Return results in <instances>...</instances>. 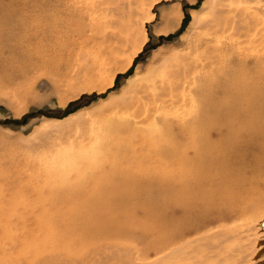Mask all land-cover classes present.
<instances>
[{
	"label": "bare ground",
	"instance_id": "1",
	"mask_svg": "<svg viewBox=\"0 0 264 264\" xmlns=\"http://www.w3.org/2000/svg\"><path fill=\"white\" fill-rule=\"evenodd\" d=\"M161 1L49 0L46 24L43 26L40 19L36 32L42 34L43 39L36 36L37 44L31 46L35 51H29L26 56L32 60L31 68L43 71L56 86L67 87L73 98L81 92L111 86L115 73L126 69L143 51L148 40L147 24L153 22V10ZM181 19L179 7L163 10V27L157 33L167 34ZM190 25L199 29L200 44L190 40L186 51L161 50L144 72H135L128 78L118 95H110L102 102L98 108L102 118L93 125H109L112 134L94 135L95 128L79 122L82 113L67 119L74 124L79 122L76 128L72 124L67 127L65 123L63 127V120H55L59 128L50 131L58 125L49 124V120L44 129L38 131L43 136L38 148L42 147L47 156L56 155L66 160V164L55 171L64 179L56 181L52 177L55 174L51 173L44 183V189L49 190L47 199L54 194L51 204H59L71 201L75 195L74 199L83 209L68 211V216H75L72 222L61 218L51 225L73 233L72 227L64 226L65 223L79 227L95 224L97 229L104 223L99 232L105 242L86 248L81 252V260L73 259L76 251L66 253L70 262L73 259L75 264H94L98 256L105 253L112 260L110 264H190L189 260L199 249H191L196 239H187V236L201 233L215 219L226 220V216H212L211 212L229 204L236 205L256 193L258 185L264 184V146L257 150L248 147L238 153L230 167L200 171L192 187L185 185L188 172L179 167L186 160L180 153L181 148L195 147L200 130L203 133L227 128L235 131L234 126L240 130L241 123L233 121L240 108L231 102L238 105L263 99L264 0H204L200 8L193 11ZM221 34L227 35L226 41ZM212 42L213 49L209 48ZM199 49L204 60L196 57ZM118 63L117 69L108 68ZM234 67L237 68L232 69ZM197 104L202 106L200 110ZM261 105L259 108L263 107ZM256 106L248 105L241 110L244 116L248 115L243 119V126L247 125L248 129L249 124L259 122L257 117H262ZM79 127H82L81 132ZM249 133L251 139L260 136L257 130ZM102 147L107 148L105 156L100 154ZM198 155L192 157L198 159ZM98 160L110 164V172H106L105 177L115 173L122 175L120 183L108 190L97 180H90L81 186V192L78 188L69 197L68 193L76 186H65L64 181L79 183L88 169L96 173L99 170L90 166ZM202 162L210 164L211 158H204ZM21 181V177L0 174V183L4 184V187L0 185V240L9 225L5 206L17 201V195L22 192ZM123 185L129 189L126 194H121ZM176 208H180V213ZM64 212L60 213L67 214ZM259 216L252 215L253 218ZM122 236H140L143 255L134 246L112 242ZM217 247L212 244L204 247L203 262L214 259L215 264H221L234 257L230 254L222 259L221 254L217 257V253L212 254ZM62 255L54 256L62 257L60 264H67L64 263L66 256Z\"/></svg>",
	"mask_w": 264,
	"mask_h": 264
},
{
	"label": "rangeland",
	"instance_id": "2",
	"mask_svg": "<svg viewBox=\"0 0 264 264\" xmlns=\"http://www.w3.org/2000/svg\"><path fill=\"white\" fill-rule=\"evenodd\" d=\"M203 1L162 0L153 10L155 14L153 22L147 24L148 40L143 51L132 60L126 69L115 73L113 77L114 84L102 90L81 92L73 98L71 91L67 87L61 88L56 86L43 71L32 69V60L26 57L29 51L30 53L35 51L34 47L38 41L36 36L43 39L42 34H36V32L40 19H42L43 26L46 24L47 13L50 9L49 0H0V121L7 119L13 121V123L5 125L0 124V174L8 176L15 175V177H21L23 180L20 184L22 186V192L20 191L17 195V201L6 206L2 204L7 208L5 209V217L9 221V225L6 227L4 238L0 240V264H60L63 261L62 257L59 259L55 257L59 254H63V257L66 256L67 260L64 263L75 264L73 259L81 260L83 257L81 256V252H84L86 248L88 249L89 246L94 247L105 242L99 232L100 228H104L103 222H101V225H98V229L95 224L94 226L88 224L90 227L88 225L79 227V225L76 226L73 223L71 225L65 223L64 226L67 224L69 228L70 226L72 227L74 230L73 233H69L66 230H59L58 227L51 225L54 223V220L57 219L58 221L61 218L64 221L72 222L75 216H68V211L77 210L80 212L83 209H81V206L74 199L75 195L71 197L73 200L70 198L71 201L59 204L55 202L51 204V199L56 196L54 194H52L51 199H47L49 190L47 188L44 189V183L48 180L51 173L55 174L52 177L56 181H62L64 179V176H60L55 171L56 168L66 164V160L58 159L56 155L49 156L50 154H48L47 156L43 152L42 147H40L42 150L38 148L37 144H39L40 138L43 137L39 134V130L41 128L44 129L49 120L51 122L49 124L58 125L56 128H51L50 131L58 129L59 124H54L55 120H63L64 122L61 123L63 127L65 123L67 127L72 126L76 128L79 122H83V124L86 125L87 123V126L91 125V127L96 129L94 135L102 136L106 132L112 134L113 132L110 133L111 128L109 125L106 127L101 124L99 126L96 124L93 125L96 122L95 120L99 121L102 118L101 111L98 109L102 102L110 95H118L127 84L128 78L135 72H144L147 66L153 61L154 55H157L161 50L184 49L186 51L189 42L191 44L190 40H193L192 43L196 45L200 44L201 34L198 33L199 29H196L190 24L193 11L200 8ZM173 6L176 8L179 7L182 13V20L175 27L173 26V29H169L168 35H159L157 30L163 27L162 11L170 9ZM225 35H220L223 41L227 40V35ZM31 46L34 47L32 48ZM213 47L214 42L210 43L209 48L213 49ZM201 50H198L196 57L199 60H204L205 56L200 52ZM119 66L120 63L116 65L112 64L108 68L113 70V68L117 69ZM235 68L237 67L232 69ZM261 101L264 102V96L263 99L256 103L254 100L255 104L250 102L248 104L241 103L237 105V103L234 102V104L231 102L232 105L240 108L233 120L234 123H241L240 130L236 129V126H234L235 131L227 128L221 131L210 130L207 133L206 131L203 133L200 130V134L196 140L198 146L201 145L199 148L197 144L195 147H191L192 149L194 148L193 150L190 147L181 148L180 153L185 156L186 160L181 164L183 166L179 165V167L186 170L189 175L186 176L185 185L187 184L188 187H192L193 183H196V180H198L200 171L219 170L221 167H226V165L230 167V164H233L232 162H234L238 153L249 148H255L257 150L264 146V139L262 138L264 136V104L263 102L259 103ZM248 105L249 107L257 105L255 108L260 110L259 115L261 114L263 117H257L259 116L257 115L256 117L259 122L256 120V123L253 124L254 126L249 124V129L247 125L246 127L243 126V119L248 115L244 116L245 112H241ZM260 105L263 107L259 108ZM197 107L199 110L202 108L200 104H197ZM198 108L195 111H198ZM77 113H82L81 121L78 123L75 122L74 124L71 120H67ZM44 114L48 115L46 116ZM30 115H32L30 118L21 123L23 119ZM70 124L72 125L70 126ZM260 126H262V129ZM253 127L254 129L250 130ZM81 128L79 132H81ZM252 130L258 131L260 136L257 139H251L249 136V132H252ZM33 135L35 136L33 137ZM224 136L225 139L223 138ZM198 139L201 140L199 141ZM71 141L74 142V138ZM65 146L69 147L70 145L65 144ZM106 149L105 147L99 149L103 152H100L101 156L107 154ZM201 154H203V157ZM197 155L198 159H195ZM192 156L196 157L194 158ZM204 158H211L210 164L202 162ZM225 161L226 163H224ZM222 164L224 166H221ZM90 167H96L101 172L97 171L95 173L88 169L81 178L82 183L81 181L75 183L76 181L74 180H70L69 182L67 179L64 181L65 183L63 182L65 186H76V189H73V191L70 190V193L67 192L69 197L71 193L74 194L73 192H77L78 188L79 192H81L84 184L90 180H97L103 189L107 188L109 190L120 183L122 179V175H116V173L113 175L114 177L111 174L105 177V173L110 172V164L107 162L98 160L96 164ZM0 185L4 187V184L2 185L0 183ZM25 186H30L32 189L26 191ZM182 188L183 186H181ZM122 190L124 191L121 194H126L129 189L123 185ZM252 196L239 201L236 205L230 206L229 204L228 207L217 208L218 210L211 212L212 216H226V220L215 219L201 233L187 236V239H196L192 243L191 249H199L195 257L189 260L190 264H204V262L207 264L217 263L214 262V259H208V261L205 260L204 262L202 260L201 252L209 244L218 245L215 250L216 252L214 251L212 254L217 253V257L220 254L223 255H220L221 259L229 254L234 256L233 258H228L229 261L227 259L221 264H264V184L258 185L256 193ZM61 209L66 211L64 213L67 214L62 215L60 213L62 211ZM176 210H179L180 213V208H176ZM254 213L260 215L257 217L259 219L258 221L257 218L252 217ZM252 219L256 220L254 221ZM207 231L209 232L206 233ZM230 239L232 240L230 241ZM112 242H117L122 246H134L138 250V253L141 256L143 255V241L140 236H122L112 239ZM75 251V258L70 262L69 259L71 258L66 253L74 254ZM97 259L98 262H94V264H105L107 261H109V264L112 263V260L105 253L98 256Z\"/></svg>",
	"mask_w": 264,
	"mask_h": 264
},
{
	"label": "water",
	"instance_id": "3",
	"mask_svg": "<svg viewBox=\"0 0 264 264\" xmlns=\"http://www.w3.org/2000/svg\"><path fill=\"white\" fill-rule=\"evenodd\" d=\"M37 114H39V113H37ZM44 115H48V114H44ZM32 115H30V116H28L27 118H25V119H23L22 121H21V123H23L26 119H28V118H30ZM9 123H13V121H11V120H4V121H0V124H9Z\"/></svg>",
	"mask_w": 264,
	"mask_h": 264
},
{
	"label": "crops",
	"instance_id": "4",
	"mask_svg": "<svg viewBox=\"0 0 264 264\" xmlns=\"http://www.w3.org/2000/svg\"><path fill=\"white\" fill-rule=\"evenodd\" d=\"M173 7H175V6H173ZM167 10V9H166ZM182 20V19H181ZM181 20H180V22H181ZM179 23V22H178ZM178 23H176V24H178ZM162 35V34H161Z\"/></svg>",
	"mask_w": 264,
	"mask_h": 264
}]
</instances>
